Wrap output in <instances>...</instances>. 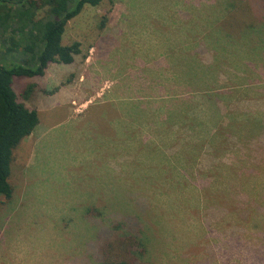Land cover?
<instances>
[{"label":"rangeland","instance_id":"1","mask_svg":"<svg viewBox=\"0 0 264 264\" xmlns=\"http://www.w3.org/2000/svg\"><path fill=\"white\" fill-rule=\"evenodd\" d=\"M242 1L84 6L73 62L14 78L39 124L13 151L0 264H101L126 237L134 264H264V0Z\"/></svg>","mask_w":264,"mask_h":264},{"label":"trees","instance_id":"2","mask_svg":"<svg viewBox=\"0 0 264 264\" xmlns=\"http://www.w3.org/2000/svg\"><path fill=\"white\" fill-rule=\"evenodd\" d=\"M102 1L0 0V198L12 196L9 177L14 149L39 123L36 111L18 102L14 78L42 76L49 63L71 64L80 50L78 43L62 45L65 26L84 6L95 7ZM18 52L25 58L23 63L16 59ZM106 244L100 250L101 264H134L130 254L138 246L136 239Z\"/></svg>","mask_w":264,"mask_h":264},{"label":"crops","instance_id":"3","mask_svg":"<svg viewBox=\"0 0 264 264\" xmlns=\"http://www.w3.org/2000/svg\"><path fill=\"white\" fill-rule=\"evenodd\" d=\"M39 124V123H38Z\"/></svg>","mask_w":264,"mask_h":264}]
</instances>
